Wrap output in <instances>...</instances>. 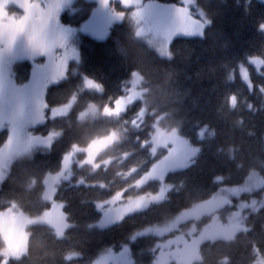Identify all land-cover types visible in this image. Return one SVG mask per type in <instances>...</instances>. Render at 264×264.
Returning a JSON list of instances; mask_svg holds the SVG:
<instances>
[{
  "label": "trees",
  "instance_id": "trees-1",
  "mask_svg": "<svg viewBox=\"0 0 264 264\" xmlns=\"http://www.w3.org/2000/svg\"><path fill=\"white\" fill-rule=\"evenodd\" d=\"M147 1V0H144ZM179 4L180 0H154ZM117 10L130 11L139 5L133 0L114 2ZM211 24L203 36H177L170 45L171 58L158 52L136 35V26L125 19L108 27L106 38L98 40L80 34L75 40L79 60L70 62L66 76L47 88L48 108L65 104L76 95L70 111L47 118L35 131L59 135L48 148H36L17 157L0 182V210L14 204L30 216L50 207L43 199V179L57 172L63 155L73 145L86 146L93 139L117 130L118 137L96 156L98 167L73 163L69 180L57 185L55 198L62 202L69 223L61 236L48 224L28 227L26 253L0 264H90L104 249H119L129 242L132 264H153L157 243L166 237L145 234L129 241L137 231L165 223L183 209L210 198L221 186L245 181L252 172L264 176V69L248 64L252 90L240 78L237 68L250 56L264 57V1L195 0ZM77 11L61 14L65 23L79 25L90 15L94 3L76 0ZM29 61H17L12 74L17 84L27 81ZM133 71L140 73L146 87L144 102L150 111L136 127L131 124L142 101L136 100L119 115L81 116L90 103L102 108L112 105L123 93V84ZM234 80L228 79L229 73ZM87 77L101 87L82 88ZM235 96V102L231 100ZM175 131L198 151L192 162L167 172L164 182L171 185L165 198L145 209L127 214L113 225L96 228L100 211L96 201L123 191L127 198L156 193L161 185L149 180L135 183L152 167L165 149L150 150L153 126ZM204 135L200 136L201 129ZM82 179L84 183L78 184ZM33 183V184H31ZM230 206L220 211H229ZM210 215L197 219L201 228ZM192 221V220H191ZM246 229L229 239L205 240L199 244L200 260L192 264H256L264 258V204L244 219ZM181 223V227L188 226ZM174 230L168 235H172ZM69 253L77 256L68 259Z\"/></svg>",
  "mask_w": 264,
  "mask_h": 264
},
{
  "label": "rangeland",
  "instance_id": "rangeland-1",
  "mask_svg": "<svg viewBox=\"0 0 264 264\" xmlns=\"http://www.w3.org/2000/svg\"><path fill=\"white\" fill-rule=\"evenodd\" d=\"M75 1L66 0L59 14L60 24L70 29L67 34L68 46L77 52V55L69 56L67 67L70 62H77L79 60V52L75 40H77L80 34H88L98 40H103L106 38L110 25L125 19L132 21L136 26V35L158 52V46L165 42L160 33L165 27V21L173 13V8L170 6L178 5L154 0H133L139 2V5L130 11H123L115 8L116 4L114 2L119 0H104L103 4L101 0H89L94 3L89 17L79 25H72L63 22L61 14L65 12L73 14L76 12ZM21 2L28 4L30 0H21ZM0 3H4V0H0ZM138 9L143 11V16L139 21L133 16V13ZM196 11L197 9L193 7V14ZM4 14L5 10L0 8V18H3ZM10 15L19 18L24 15V12L15 5L14 11ZM112 17H115V19ZM195 18L199 19V16L197 15ZM56 52L59 54L62 50L57 48ZM24 53L25 48L23 43H17L12 53L6 55L4 62V69L8 78L5 79L3 84V94L5 97H8L14 91V82L15 89L21 90L23 93L25 110L22 118L12 121L10 119L11 109H5V118L3 123L0 124V182L6 176L14 159L28 154L33 149H44L51 145L53 140L59 135V131L51 130L46 134H42L39 131H35V128L45 122L47 118L67 114L76 100V95H73L65 104L51 108L47 107L44 118L35 119V97L39 95V88L34 85L24 88V85L30 79L33 67L32 58ZM9 60L11 63L8 62ZM22 60L30 62V74L27 81L17 84L12 74V65ZM47 60L48 58L44 54L35 57V62L38 64H45ZM243 64L246 68L248 64L252 65L248 58ZM257 70L260 71V69ZM237 72L241 78L239 66ZM45 76H41L40 78L43 79ZM89 80L91 79L84 76L81 87L101 91L98 83L91 80L94 84L99 85V87H95L87 82ZM58 81H53L51 84ZM145 92L146 87L142 85L140 73L133 71L123 84V93L112 105L100 108L90 103L80 115H119L128 105L136 100H141V107L136 117L131 121V124L137 127L145 115L150 112L144 102ZM205 130V128L201 129V137L204 135ZM117 137V130L113 129L107 135L93 139L86 146L73 145L63 155L60 169L54 173H47L43 179V199L50 203V207L41 214L30 216L18 209L14 204L4 210H0V236L4 243L1 251L3 262H6L9 258H18L26 253L28 227L30 225L39 223L48 224L54 228L57 236L63 234L65 227L69 226V223L65 219L62 202L55 198L58 183L62 180L70 179L73 163H77L78 165L90 164L95 168L98 167L99 163L96 162L98 152L116 140ZM149 143L152 154H156L160 151V148L165 150L161 151L162 154L157 158L149 171L135 183V186L141 187L149 180H158L161 182L159 190L151 195L131 198L124 197L123 191H121L106 200L96 201L95 206L100 211V216L97 221L92 223L93 227H109L119 222L127 214L145 209L151 203L162 201L171 187V185L164 182L167 172L188 166L198 151V147L190 144L185 137L175 131L163 130L157 122L153 126V133ZM77 183L81 184L84 181L80 179ZM263 204L264 176L259 175L257 172H252L244 182L236 185L221 186L210 198L183 209L165 223L149 225L135 232L129 241L145 234H154L159 237L166 235L165 238L157 243L158 250L153 264H192L194 261L200 260L199 244L201 242L232 238L236 232L246 229L245 217L256 211ZM226 206H230L231 210L220 211ZM203 215H210L211 217L207 221V224L199 228L195 221ZM188 221H190L188 226L181 227V223L185 224ZM174 230L178 231L172 235H168ZM76 256V253H69L67 258L72 259ZM90 264H132L129 242L124 243L119 249H104ZM256 264H264V258L259 257Z\"/></svg>",
  "mask_w": 264,
  "mask_h": 264
},
{
  "label": "snow or ice",
  "instance_id": "snow-or-ice-1",
  "mask_svg": "<svg viewBox=\"0 0 264 264\" xmlns=\"http://www.w3.org/2000/svg\"><path fill=\"white\" fill-rule=\"evenodd\" d=\"M4 2L7 3L9 0H4ZM10 2L19 7L24 15L17 18L5 11L4 17L0 18V124L5 118L6 108L11 109L10 119L12 121L22 118L24 115L23 93L21 90L15 89L14 82V91L8 97L3 94V84L8 78L4 69L5 58L7 54L12 53L17 43H23L24 54L33 60L30 79L24 88L29 85L39 88V95L35 97V119L44 118L47 109V88L53 81H58L66 76L69 56L77 55L76 50L69 47L67 43V34L70 29L65 28L59 22V14L66 0H30L28 4H23L21 0H10ZM103 2L104 0H101L102 4ZM170 7L173 8L172 16L165 21V27L160 33L165 41L158 46V55L161 58H171L170 45L177 36H203L205 28L211 24L206 12L199 8L195 0H180L178 5ZM193 7L197 9L195 14L192 12ZM197 15L199 19L195 18ZM133 16L139 21L143 16V11L138 9L133 13ZM112 18L115 19V17ZM259 28L264 31V23H261ZM57 48L62 52L58 54ZM40 54L47 56V63L38 64L35 62V57ZM248 60L257 69H264V57L250 56ZM8 62L11 63L10 60ZM239 68L241 78L252 90L248 69L243 63L239 65ZM45 74L47 75L45 76ZM41 76H45V78L41 79ZM228 79L234 80L232 72L229 73ZM87 82L92 86L99 87L91 80ZM261 90L264 91V86H261ZM231 100L235 102L234 95Z\"/></svg>",
  "mask_w": 264,
  "mask_h": 264
},
{
  "label": "clouds",
  "instance_id": "clouds-1",
  "mask_svg": "<svg viewBox=\"0 0 264 264\" xmlns=\"http://www.w3.org/2000/svg\"><path fill=\"white\" fill-rule=\"evenodd\" d=\"M0 8H3L9 15L14 11L15 5L10 2L0 3Z\"/></svg>",
  "mask_w": 264,
  "mask_h": 264
}]
</instances>
